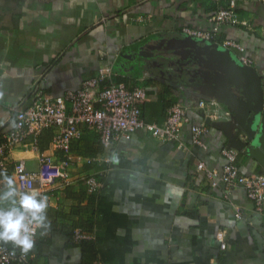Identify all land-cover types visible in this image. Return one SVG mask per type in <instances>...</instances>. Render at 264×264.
<instances>
[{
    "label": "crops",
    "instance_id": "crops-1",
    "mask_svg": "<svg viewBox=\"0 0 264 264\" xmlns=\"http://www.w3.org/2000/svg\"><path fill=\"white\" fill-rule=\"evenodd\" d=\"M227 1L0 0V141L36 92L58 96L77 89L102 64L112 67L113 81L145 88L144 121L161 124L168 108L180 103L192 123L208 129L201 147L184 126L180 149L141 128L104 146L81 125L71 144L72 180L44 191L48 226L37 228L28 264H264V208L256 211L241 186L224 197L223 182L214 185L197 170L203 161L219 172L221 149L228 147L237 152L242 173L264 174L229 145L243 99L236 85L246 87L233 71L240 53L260 78L264 109V5L236 0L240 23L221 24L210 41L183 31L210 30L209 18ZM227 39L244 51L223 47ZM53 135L43 129L38 150L17 145L4 171L12 176L20 159L36 170L41 153L58 161ZM89 176L100 182L97 190L90 191ZM76 229L87 237L74 241ZM88 239L95 258L84 251Z\"/></svg>",
    "mask_w": 264,
    "mask_h": 264
},
{
    "label": "built area",
    "instance_id": "built-area-1",
    "mask_svg": "<svg viewBox=\"0 0 264 264\" xmlns=\"http://www.w3.org/2000/svg\"><path fill=\"white\" fill-rule=\"evenodd\" d=\"M215 4L221 0H211ZM264 5V0H257ZM210 30H197L184 27L185 35L192 38L210 41L221 24L240 23L236 12V0H228L226 6L217 7L209 18ZM223 47H233L239 52L244 48L234 40H224ZM239 62L251 66L252 60L241 54ZM147 98L144 87L128 88L123 82L112 80V67L102 64L97 75L82 82L77 89L67 90L62 95L54 96L45 92H36L31 103L17 109L13 127L3 134L0 141V170L4 171L10 160L11 151L19 144L26 148L38 150V135L43 129H53L52 147L61 151V158L54 160L53 155L41 153L36 170L27 169L24 160L14 164L12 177L18 191H36L44 195L48 187L57 182L67 185L71 180L72 166L71 144L81 135V125L94 132L100 142L107 146L120 137H130L136 130L143 129L153 137L162 141H173L177 147L184 149L182 129L189 126L192 143L205 147L203 137L208 133L204 125L191 122L187 108L180 104H172L167 111L166 119L161 124L146 122L141 115L140 104ZM204 102H199L203 106ZM32 136L31 141L25 138ZM224 163L219 172L208 170L203 161L197 162V170L204 171L207 178L215 185L218 181L224 184V197L241 186L247 198L253 203L256 211L264 208V174L242 173L237 164V152L228 147L221 149ZM102 160V158L100 159ZM90 191L97 190L100 182L93 176L86 178ZM48 197V196H47ZM49 205V201H47ZM234 216L242 219L240 208L235 207ZM37 234V228L33 225ZM34 234V235H35ZM87 236L79 229L74 232V241H81ZM220 247H225L223 233H218ZM0 264H28L27 254L8 244H0Z\"/></svg>",
    "mask_w": 264,
    "mask_h": 264
},
{
    "label": "clouds",
    "instance_id": "clouds-1",
    "mask_svg": "<svg viewBox=\"0 0 264 264\" xmlns=\"http://www.w3.org/2000/svg\"><path fill=\"white\" fill-rule=\"evenodd\" d=\"M0 178L4 184L0 191V240L11 242L27 253L34 244L32 226H48V197L36 191H18L13 177L6 171H0Z\"/></svg>",
    "mask_w": 264,
    "mask_h": 264
},
{
    "label": "water",
    "instance_id": "water-1",
    "mask_svg": "<svg viewBox=\"0 0 264 264\" xmlns=\"http://www.w3.org/2000/svg\"><path fill=\"white\" fill-rule=\"evenodd\" d=\"M233 71L236 77L244 80L246 87L236 82L243 99L240 100L241 109L236 114L233 132L229 133V145L264 168V109L260 78L251 66L241 63L235 62Z\"/></svg>",
    "mask_w": 264,
    "mask_h": 264
},
{
    "label": "trees",
    "instance_id": "trees-1",
    "mask_svg": "<svg viewBox=\"0 0 264 264\" xmlns=\"http://www.w3.org/2000/svg\"><path fill=\"white\" fill-rule=\"evenodd\" d=\"M84 227H86V225L85 224H82L81 226H80V228H84ZM86 242V243H84V251L86 250V256H89V257H92V258H95V251H94V247H92L89 243H88V241H89V239L88 240H83V242ZM0 244H8V245H10V246H14L11 242H5V241H2V240H0ZM14 248H16V246H14Z\"/></svg>",
    "mask_w": 264,
    "mask_h": 264
}]
</instances>
